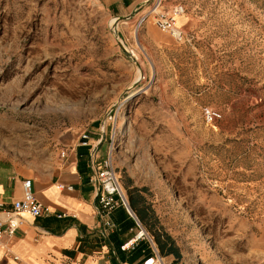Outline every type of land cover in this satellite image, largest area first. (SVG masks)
Returning <instances> with one entry per match:
<instances>
[{
  "label": "rangeland",
  "instance_id": "rangeland-1",
  "mask_svg": "<svg viewBox=\"0 0 264 264\" xmlns=\"http://www.w3.org/2000/svg\"><path fill=\"white\" fill-rule=\"evenodd\" d=\"M175 4L183 40L153 11L139 21L153 0L123 16L100 0H0V159L42 176L62 142L104 124L167 264H264V0L155 10Z\"/></svg>",
  "mask_w": 264,
  "mask_h": 264
},
{
  "label": "crops",
  "instance_id": "crops-1",
  "mask_svg": "<svg viewBox=\"0 0 264 264\" xmlns=\"http://www.w3.org/2000/svg\"><path fill=\"white\" fill-rule=\"evenodd\" d=\"M119 16L127 15L146 0H100ZM92 131L89 145L78 136L62 142L53 169L42 176H27L13 161L0 159V197L6 201L20 196L21 181L31 177L36 198L43 204L39 216L21 214L20 224L0 250V260L10 264H141L150 244L143 238L125 249L121 245L134 236V218L122 205L109 213L111 226L102 224L96 214L97 185L90 181L93 168H100L109 153L110 141H98ZM65 154L61 155L60 150ZM113 148L111 156L113 157ZM57 182L72 184L58 188ZM62 213V214H61ZM61 214V215H59ZM13 254L18 258H13Z\"/></svg>",
  "mask_w": 264,
  "mask_h": 264
},
{
  "label": "built area",
  "instance_id": "built-area-1",
  "mask_svg": "<svg viewBox=\"0 0 264 264\" xmlns=\"http://www.w3.org/2000/svg\"><path fill=\"white\" fill-rule=\"evenodd\" d=\"M160 0H153V6L147 11V13L142 14L139 17V21L143 19L150 12H154V22L156 26L165 32H169L175 38L183 40L185 38L184 31L180 29L176 24V16L183 12V6L181 4L173 5L169 10L156 9ZM118 19V17H115ZM118 107H114L113 110ZM202 112L206 120L210 121L218 118L221 113L218 109L212 106H203ZM111 117V115H110ZM100 134L98 141L103 138V132L105 130L104 124L100 125ZM90 132L83 129L79 133L78 142L82 145H89ZM112 140L110 141L109 153L102 160V165L100 168H93L92 174L90 176V181L95 182L97 185L95 198H96V214L101 220L102 224L105 226H111L112 222L109 219V213L111 210L122 205L126 208L128 213L134 218L135 230L134 236L124 242L121 245L122 249L132 246L138 239H143L147 237L149 241V250H144V257L141 264H167L164 260V256L161 255L159 250L153 245L151 237L148 235V231L143 226L141 220L131 208L126 191L120 180V175L118 174L116 167L113 163L111 156ZM60 154L64 155L65 150L61 149ZM56 186L58 188L72 189V184H66L64 182H57ZM43 204L36 198L33 189V180L31 177H24L21 181V194L18 197L6 201L0 197V250L6 252L11 251L7 241L13 236L20 224L21 214H29L33 217L39 216L43 212ZM62 214V213H61ZM59 214V215H61ZM13 258H18V255L13 254ZM104 264H116L112 259H106ZM119 264H129L127 262H121Z\"/></svg>",
  "mask_w": 264,
  "mask_h": 264
},
{
  "label": "trees",
  "instance_id": "trees-1",
  "mask_svg": "<svg viewBox=\"0 0 264 264\" xmlns=\"http://www.w3.org/2000/svg\"><path fill=\"white\" fill-rule=\"evenodd\" d=\"M128 193L129 194L127 195V197H128V201H129L131 208L136 212V214L138 215V217L140 219L146 221L148 206L146 205L142 194H139L138 189H137V192H136V190H133V191L129 190ZM155 239L157 241V244H158L160 251L163 254L173 253L175 255L176 260L178 259L179 255H180L178 248L174 245V242L169 235H166V238L163 241L160 240L159 235H157ZM168 243H169V245L166 246ZM174 263H177V261Z\"/></svg>",
  "mask_w": 264,
  "mask_h": 264
},
{
  "label": "water",
  "instance_id": "water-1",
  "mask_svg": "<svg viewBox=\"0 0 264 264\" xmlns=\"http://www.w3.org/2000/svg\"><path fill=\"white\" fill-rule=\"evenodd\" d=\"M118 19H119V17H118ZM116 38L119 39L118 35H116ZM119 42H120V44H122L124 46L123 42H121L120 39H119Z\"/></svg>",
  "mask_w": 264,
  "mask_h": 264
},
{
  "label": "bare ground",
  "instance_id": "bare-ground-1",
  "mask_svg": "<svg viewBox=\"0 0 264 264\" xmlns=\"http://www.w3.org/2000/svg\"><path fill=\"white\" fill-rule=\"evenodd\" d=\"M182 13V12H181ZM181 13H179L177 16H176V23H177V19L178 17L181 15ZM138 41V40H137ZM113 158V157H112Z\"/></svg>",
  "mask_w": 264,
  "mask_h": 264
}]
</instances>
